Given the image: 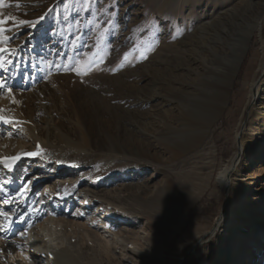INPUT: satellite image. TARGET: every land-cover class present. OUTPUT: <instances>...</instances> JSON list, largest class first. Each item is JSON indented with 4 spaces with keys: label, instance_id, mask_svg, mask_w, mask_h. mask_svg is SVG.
Returning a JSON list of instances; mask_svg holds the SVG:
<instances>
[{
    "label": "rangeland",
    "instance_id": "1",
    "mask_svg": "<svg viewBox=\"0 0 264 264\" xmlns=\"http://www.w3.org/2000/svg\"><path fill=\"white\" fill-rule=\"evenodd\" d=\"M0 20V161L20 154L0 187V264H25L27 229L49 217L76 264H178L188 250L182 264H264V0H0ZM241 46L212 157L172 158L181 112ZM192 170L205 187L170 209L166 185Z\"/></svg>",
    "mask_w": 264,
    "mask_h": 264
},
{
    "label": "bare ground",
    "instance_id": "2",
    "mask_svg": "<svg viewBox=\"0 0 264 264\" xmlns=\"http://www.w3.org/2000/svg\"><path fill=\"white\" fill-rule=\"evenodd\" d=\"M243 50L244 46L239 47L238 52H235V54L233 55L232 63L222 70L221 74L218 77L217 83L212 87L214 91L212 95L199 99V104L197 102H194L193 105H191L192 109L189 113L188 111L181 112L180 121L182 122L181 125L184 126L183 130H186L185 135L178 140H174L173 142H169V139H166V141L164 142V144L167 146V149L169 150L168 153L171 154L172 158L177 159L184 156L185 154L196 151L198 148H200L198 150L200 152L196 153V156L200 159L202 155H207V157L209 158L212 157V148L209 144L208 135L211 132L213 123L220 116L223 107L227 102V96L229 92L228 90L231 85L233 76L235 75L240 58L243 54ZM259 81L264 82V60L262 77L259 79ZM259 81H255L253 83L252 90L254 91V93H252L251 91L250 96L253 95L259 97ZM260 104H264V95L263 98H261ZM163 112L167 114V112L169 111L167 109H164ZM171 129L173 132L179 131V128L177 127L170 128V130ZM73 144V146L86 151V148L89 146V140L86 132H82L81 141H79L77 144ZM239 144V153L232 158L231 164L223 166L216 177L218 187L222 190L226 189L228 192L231 190L230 178L233 171H231V169H235L237 167L239 163V156L244 147L242 140L239 141ZM111 150L112 151L110 152L112 156H118L119 152L121 151L119 145L115 143H112ZM19 155L20 154L15 153L10 154L9 156L7 155L6 157H15ZM136 156L139 158L147 157L149 156V152L138 150ZM19 162L20 161L6 159L0 161V187L4 182L2 179L4 177L12 175ZM108 162L109 159L104 160L98 165V174L101 173L103 167ZM144 166V164H141V167ZM206 179L207 176L201 177L200 174L195 173L194 170L190 171L189 173L180 174L179 178L177 179V185L180 190L177 191L175 187L169 184L166 185L165 201L167 203V206L170 209L178 211L183 209L185 206L181 202V194H185L184 196H186L187 201L192 202L197 197L199 192H201L205 187ZM44 189L47 192L46 196L48 197H52L53 195L51 196V193L53 194L56 191L55 187L50 185H46ZM223 218H225V214L222 215L221 220L217 222L215 229L220 226ZM57 222L58 221L54 219V217H49L42 223L36 224L32 227L29 226L25 239L26 251L20 253V255L23 256L25 264H76L74 261L70 260V258L73 257V254H71L70 252L71 250H73L70 248L71 246H67V242L63 243V240L61 241L59 237H56L58 236L55 233V230L57 229ZM252 240L253 239L251 237L245 239V244H247L246 246L252 244ZM116 241H118V238H115L112 243ZM258 248L262 249L261 244ZM256 252H258V249L255 251V253Z\"/></svg>",
    "mask_w": 264,
    "mask_h": 264
},
{
    "label": "water",
    "instance_id": "3",
    "mask_svg": "<svg viewBox=\"0 0 264 264\" xmlns=\"http://www.w3.org/2000/svg\"><path fill=\"white\" fill-rule=\"evenodd\" d=\"M224 194H225V203H224V205H223V207H222V211H221V213L219 214V217H218L217 220H216V224H217V222H219V221L221 220V217H222V215H223V211L225 210V207H226L227 202H228V195H227V191H226V190H225ZM216 224H215V226L211 229V232H213V231L215 230V228H216ZM211 232H210V233H211ZM204 236H205V235H204ZM204 236L201 237V238L199 239L198 243H200V242L203 240ZM195 245H196V244H194V246H195ZM194 246H193V247H194ZM190 251H191V250L186 251V253H185L184 256L180 259V261H179L178 264H182V263H183V260H184L185 256H186L188 253H190Z\"/></svg>",
    "mask_w": 264,
    "mask_h": 264
},
{
    "label": "snow or ice",
    "instance_id": "4",
    "mask_svg": "<svg viewBox=\"0 0 264 264\" xmlns=\"http://www.w3.org/2000/svg\"><path fill=\"white\" fill-rule=\"evenodd\" d=\"M11 19H13L12 17H8L7 18V20H11ZM41 19H43V17H41ZM7 21L6 20H0V24H2V23H6ZM34 27H35V25H34ZM5 39H7V37H5ZM5 49L4 48H0V51H4ZM28 155H37V153H28ZM4 159H6V160H13V161H18L19 159H20V157L19 156H15V157H6V158H4Z\"/></svg>",
    "mask_w": 264,
    "mask_h": 264
}]
</instances>
